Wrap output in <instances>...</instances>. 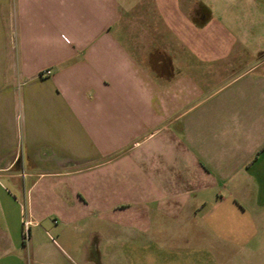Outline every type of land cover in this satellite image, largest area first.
<instances>
[{"label": "crops", "instance_id": "obj_1", "mask_svg": "<svg viewBox=\"0 0 264 264\" xmlns=\"http://www.w3.org/2000/svg\"><path fill=\"white\" fill-rule=\"evenodd\" d=\"M0 236V264H264V0H0Z\"/></svg>", "mask_w": 264, "mask_h": 264}, {"label": "built area", "instance_id": "obj_2", "mask_svg": "<svg viewBox=\"0 0 264 264\" xmlns=\"http://www.w3.org/2000/svg\"><path fill=\"white\" fill-rule=\"evenodd\" d=\"M45 75L46 76H50L51 75V72L50 71H47V72H45Z\"/></svg>", "mask_w": 264, "mask_h": 264}, {"label": "rangeland", "instance_id": "obj_3", "mask_svg": "<svg viewBox=\"0 0 264 264\" xmlns=\"http://www.w3.org/2000/svg\"><path fill=\"white\" fill-rule=\"evenodd\" d=\"M27 230V229H26ZM27 232V231H26ZM1 237V236H0Z\"/></svg>", "mask_w": 264, "mask_h": 264}]
</instances>
